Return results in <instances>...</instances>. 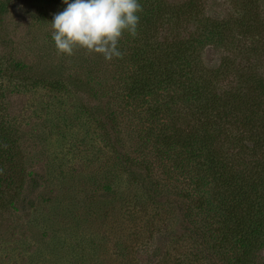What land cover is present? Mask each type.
<instances>
[{
  "label": "rangeland",
  "instance_id": "374dc122",
  "mask_svg": "<svg viewBox=\"0 0 264 264\" xmlns=\"http://www.w3.org/2000/svg\"><path fill=\"white\" fill-rule=\"evenodd\" d=\"M0 2V110L16 141L12 181L0 186V264H214L207 212L190 204L211 186L194 189L195 174L179 169L184 150L163 137L180 116L187 134H213L229 162L264 159V0H138V34L125 32L124 56L111 61L57 56L49 22L63 0ZM188 39L183 68L216 108L192 117L201 103L178 97L173 115L151 114L180 89L127 95L130 55ZM255 258L264 263V246Z\"/></svg>",
  "mask_w": 264,
  "mask_h": 264
},
{
  "label": "trees",
  "instance_id": "16d2710c",
  "mask_svg": "<svg viewBox=\"0 0 264 264\" xmlns=\"http://www.w3.org/2000/svg\"><path fill=\"white\" fill-rule=\"evenodd\" d=\"M7 5L8 3L0 2V15L7 10ZM195 41V39H188L184 44H173L172 41H169L160 44L157 48L145 45V47L142 46L143 48L135 49L130 55L135 73L129 76L127 95L145 99L158 89L169 88L174 92L175 89H180L178 93H171L166 101L160 100L159 102L163 106L159 107L157 111L155 110V113L150 111L151 114L160 116L170 111L173 115L174 111L178 109L176 107V102L179 101L178 97H185V100L201 103L197 108H191L190 116L209 119V112H214L213 110L216 108L215 101L210 96H205L206 92L201 84L196 83L199 78L192 76L191 68H189L190 63H187V70L183 68L187 61L185 52H190V46ZM174 64L176 71L171 69ZM2 67L3 64L0 63V72ZM4 96V85L0 83V109L3 106ZM260 106L262 105L257 104L258 108ZM183 107L178 114H184ZM255 109L246 115V119H242L244 124L254 125L253 121L257 120V118L254 120L253 117ZM229 112L232 116L234 115L231 111ZM224 113V116L228 118L226 107L223 110ZM232 116L231 118L237 121L236 117ZM184 120L183 117H175L163 140L167 146L175 143L176 146L178 145L184 150L185 160L189 163L179 166V169L187 168L195 174L190 183L196 191L200 192L202 186L207 183L211 186L207 196L200 195L199 199L190 203L207 212L208 237L211 239H207V249L216 250L214 255L208 253L209 256L214 259V264H261L255 256L257 251L264 246V159L261 157L262 155L256 156L258 158L252 166H248L243 160H238L240 163L233 164L226 159L225 151L215 148L213 134L206 133V130H195L193 133L187 134V131L180 128ZM9 123V119L5 120L4 114L0 110V186L3 182L12 181L11 177L6 176L8 174L6 165L14 159L13 148L16 141L9 134L11 131ZM127 161L130 162V160ZM131 165L128 163V167ZM130 171L132 170L130 169ZM143 179L145 178H140V180ZM31 181H33V177ZM10 204L12 205L11 201ZM185 208L189 214L188 206ZM189 228L186 226V231ZM194 234L198 235V232ZM199 236H202L200 231ZM210 242L212 243L210 244ZM225 248L226 251L223 250ZM212 258L206 259L207 262Z\"/></svg>",
  "mask_w": 264,
  "mask_h": 264
},
{
  "label": "clouds",
  "instance_id": "9594fccd",
  "mask_svg": "<svg viewBox=\"0 0 264 264\" xmlns=\"http://www.w3.org/2000/svg\"><path fill=\"white\" fill-rule=\"evenodd\" d=\"M63 11L50 23L57 56H73L77 50L101 55L105 61L122 59L119 41L127 32L135 38L143 11L138 0H63Z\"/></svg>",
  "mask_w": 264,
  "mask_h": 264
}]
</instances>
